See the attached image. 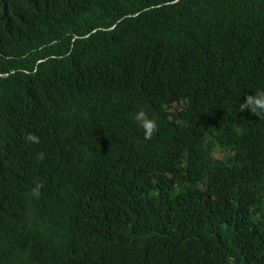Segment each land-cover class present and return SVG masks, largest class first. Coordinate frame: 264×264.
<instances>
[{
  "label": "trees",
  "instance_id": "trees-1",
  "mask_svg": "<svg viewBox=\"0 0 264 264\" xmlns=\"http://www.w3.org/2000/svg\"><path fill=\"white\" fill-rule=\"evenodd\" d=\"M257 89L264 0H0V264H264Z\"/></svg>",
  "mask_w": 264,
  "mask_h": 264
},
{
  "label": "clouds",
  "instance_id": "clouds-1",
  "mask_svg": "<svg viewBox=\"0 0 264 264\" xmlns=\"http://www.w3.org/2000/svg\"><path fill=\"white\" fill-rule=\"evenodd\" d=\"M244 109H248L258 117L264 116V89H257L250 94H245L244 99L240 102V110ZM133 120L138 128L143 130V137L146 140L150 139L157 129V121L151 118L143 108L134 113ZM25 138L34 143L39 141L38 136L33 132H28Z\"/></svg>",
  "mask_w": 264,
  "mask_h": 264
}]
</instances>
